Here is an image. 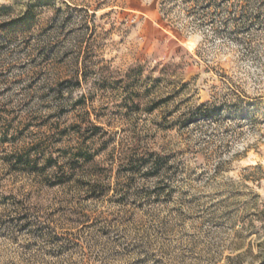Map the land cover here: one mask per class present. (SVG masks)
Instances as JSON below:
<instances>
[{
  "label": "rangeland",
  "instance_id": "rangeland-1",
  "mask_svg": "<svg viewBox=\"0 0 264 264\" xmlns=\"http://www.w3.org/2000/svg\"><path fill=\"white\" fill-rule=\"evenodd\" d=\"M258 1L0 0V264H264Z\"/></svg>",
  "mask_w": 264,
  "mask_h": 264
},
{
  "label": "crops",
  "instance_id": "crops-1",
  "mask_svg": "<svg viewBox=\"0 0 264 264\" xmlns=\"http://www.w3.org/2000/svg\"><path fill=\"white\" fill-rule=\"evenodd\" d=\"M155 0H122L121 8L124 11L149 16L154 12Z\"/></svg>",
  "mask_w": 264,
  "mask_h": 264
},
{
  "label": "trees",
  "instance_id": "trees-1",
  "mask_svg": "<svg viewBox=\"0 0 264 264\" xmlns=\"http://www.w3.org/2000/svg\"><path fill=\"white\" fill-rule=\"evenodd\" d=\"M246 2H248V3H250V1H246ZM261 0H259L258 1V5L256 6V7H253L252 8V10H254L253 12V15H252V13H247L245 10H244V8L241 10L240 9V20H244V21H246V19L247 18H251V19H253V20H259L260 18H262L263 17V19H264V15H263V11H264V8L261 6L262 4H264V1L263 2H261ZM247 14H250V15H247ZM250 16H252V17H250ZM263 26H264V22H263V24H262ZM243 27L245 28V24L243 25ZM221 107H219V109H220ZM222 109H224V108H222ZM203 110H205V111H203ZM221 110V109H220ZM217 111H218V109H217ZM198 112H201L200 113V115H199V117H203L204 115H208V114H210L209 113V110L207 109V107L205 106V105H202L199 109H198ZM86 160V159H85ZM95 185V184H94ZM94 185L92 184V185H90V188H93L94 187Z\"/></svg>",
  "mask_w": 264,
  "mask_h": 264
}]
</instances>
